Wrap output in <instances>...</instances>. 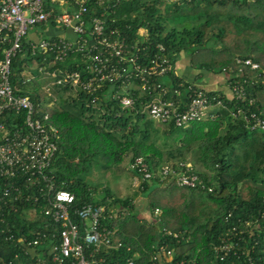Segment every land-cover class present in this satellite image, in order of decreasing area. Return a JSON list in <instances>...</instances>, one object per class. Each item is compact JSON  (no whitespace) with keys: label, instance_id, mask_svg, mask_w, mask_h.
<instances>
[{"label":"trees","instance_id":"obj_1","mask_svg":"<svg viewBox=\"0 0 264 264\" xmlns=\"http://www.w3.org/2000/svg\"><path fill=\"white\" fill-rule=\"evenodd\" d=\"M111 18L131 42L142 43L138 30L146 29L148 39L141 45L147 49L140 56L148 63L165 54L176 64L185 53L196 69L225 74L228 84L245 81L248 94L256 99L253 109L264 117V0H121ZM160 44L164 52L159 51ZM238 58L260 62L261 69L241 67ZM86 63L83 56L72 54L63 62L45 65L48 71L84 75ZM40 65L42 57L32 56L24 42L13 59L11 83L15 93L30 97L39 116L48 114L58 130V149L45 171L54 190L73 193L75 207L93 203L112 211L104 225L117 230L114 241L120 245L103 248L97 254L103 258L101 264H127L130 259L135 264H158L155 257L161 248L172 251L170 258L161 255L167 264H264V132L250 130L243 115H236L240 104L235 99L199 88L170 71L155 79L167 88L166 99L183 108L194 90H203L223 106L214 105L203 120L188 127L158 124L146 110L157 91L143 90L138 81L128 90L107 85L96 94L71 84L55 85L53 99L44 93L41 79L46 75L38 70ZM124 96L132 98L130 107H123ZM24 123V111L0 114V124L8 129ZM136 157L148 164L151 179L130 169ZM180 163H190L212 191L160 179L161 167L178 168ZM95 173L112 178L125 173L138 177L139 184L133 196L121 198L94 180ZM7 184L0 179V190ZM18 185L19 199L9 201L0 219V264H51L43 254L47 248L38 247L33 256L17 244V237L32 238L34 231L59 230L43 213L47 201L39 189L23 181ZM139 194L146 195L152 215L160 209L158 218L140 216L135 203ZM72 217L79 220L73 212ZM227 233L234 247L220 260L214 246ZM7 235L15 239L7 240Z\"/></svg>","mask_w":264,"mask_h":264},{"label":"built area","instance_id":"obj_2","mask_svg":"<svg viewBox=\"0 0 264 264\" xmlns=\"http://www.w3.org/2000/svg\"><path fill=\"white\" fill-rule=\"evenodd\" d=\"M120 3L121 0H0V114L25 112L22 128L8 129L0 124V179L8 183L0 190V219L9 201L20 197L19 181L37 187L47 201L43 213L59 227L58 233L37 230L32 238L17 237V244L33 256L38 254V247L47 248L43 254L49 257L51 264H101L103 258H98L97 254L103 248L118 247L120 242L114 241L117 230L104 225L105 219L111 217V210L93 203L75 207V195L67 190L55 191L52 178L45 174L58 149L59 134L49 122L48 114L39 116L30 97L17 95L13 89L12 63L22 51L24 42L32 56L42 57L43 65L38 66V70L53 80L52 85L71 84L96 94L107 85L128 90L138 81L143 90H156L146 110L150 118L161 124L173 122L176 126L188 127L203 120L214 105L223 106L221 100L203 90H194L183 108L180 102L166 99L167 88L155 83V79L175 71V64L165 54L156 55L150 63L143 60L140 52L147 49L141 45L148 39L146 29L138 30L137 36L142 43L131 42L122 28L111 24L115 22L111 15ZM158 49L165 51L161 44ZM72 54L87 59L84 75L80 71L46 70V63L63 62ZM237 63L252 70L261 69V63L251 58H238ZM229 86L231 99L240 104L236 115H243L250 130L264 132V117L253 109L256 99L248 94L245 81L238 79ZM121 103L126 108L133 100L124 96ZM129 167L143 179L153 177L143 157H136ZM158 174L161 180L174 181L182 187L212 191L190 163H180L178 168L163 166ZM72 212L78 221L72 217ZM160 214V209H156L154 216L158 218ZM6 239L15 238L7 235ZM233 247L231 234L227 233L214 250L223 260ZM86 248L92 251L87 253ZM161 255L170 258L172 251L161 248L155 257L158 264H163ZM127 264L135 263L130 259Z\"/></svg>","mask_w":264,"mask_h":264},{"label":"crops","instance_id":"obj_3","mask_svg":"<svg viewBox=\"0 0 264 264\" xmlns=\"http://www.w3.org/2000/svg\"><path fill=\"white\" fill-rule=\"evenodd\" d=\"M175 72L178 76L183 78L186 82L193 83L199 88H204L207 91H221L227 97H232V91L227 83V76L225 74H214L209 71L197 70L192 62L191 57L185 53L180 54L175 64ZM137 205L140 211V216L149 220H154V215L151 214L147 205V198L142 206ZM163 264H167L165 257H161Z\"/></svg>","mask_w":264,"mask_h":264},{"label":"rangeland","instance_id":"obj_4","mask_svg":"<svg viewBox=\"0 0 264 264\" xmlns=\"http://www.w3.org/2000/svg\"><path fill=\"white\" fill-rule=\"evenodd\" d=\"M44 77L41 79V76L37 74L36 79L39 81L40 79L43 80L44 93H47L51 98L56 99L57 95L55 91V85H52L53 80L48 76H44ZM156 123L160 124L159 122ZM123 164L128 165V163H126V160H124ZM93 179L98 181L100 184L103 183V185L108 186L112 193H114L116 196L121 198L133 196L139 184V181L135 177L128 176L125 173H122V175L119 178H112L109 175L102 177L100 176L99 173H95ZM145 199H146V195L139 194L135 198V203H137L139 206L140 205L142 206V204H144L145 202Z\"/></svg>","mask_w":264,"mask_h":264}]
</instances>
